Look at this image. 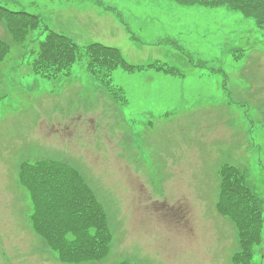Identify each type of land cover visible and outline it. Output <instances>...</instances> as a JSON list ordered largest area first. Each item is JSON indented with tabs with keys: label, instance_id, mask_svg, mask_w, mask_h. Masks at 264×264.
Returning <instances> with one entry per match:
<instances>
[{
	"label": "rangeland",
	"instance_id": "rangeland-1",
	"mask_svg": "<svg viewBox=\"0 0 264 264\" xmlns=\"http://www.w3.org/2000/svg\"><path fill=\"white\" fill-rule=\"evenodd\" d=\"M0 7L38 15L81 47H116L126 63L100 80L83 55L47 77L33 69L30 40L0 62V264L99 262L62 263L35 232L19 173L42 160L76 168L103 205L112 233L105 264H236V226L216 205L222 165L245 171L264 217V29L254 18L172 0ZM158 198L191 200L182 228L171 225L180 206L152 216ZM247 264H264V221Z\"/></svg>",
	"mask_w": 264,
	"mask_h": 264
},
{
	"label": "trees",
	"instance_id": "trees-1",
	"mask_svg": "<svg viewBox=\"0 0 264 264\" xmlns=\"http://www.w3.org/2000/svg\"><path fill=\"white\" fill-rule=\"evenodd\" d=\"M180 5L224 6L246 17H252L264 29V0H172ZM8 39L0 38V61L13 44L37 41L31 48L32 66L36 73L54 77L67 73L85 55L88 70L100 80L109 81L111 72L126 65L121 52L98 42L81 47L70 37L42 26L38 15L0 7ZM41 29L38 35L34 32ZM45 33L43 39L39 36ZM21 182L30 191L33 206L32 226L63 261L86 259L105 247L108 235L106 213L92 188L81 173L63 162L42 160L24 162L19 173ZM219 211L236 225L241 250L235 262L247 264L253 247L262 236L263 200L247 181L245 171L231 164L220 169Z\"/></svg>",
	"mask_w": 264,
	"mask_h": 264
},
{
	"label": "bare ground",
	"instance_id": "bare-ground-1",
	"mask_svg": "<svg viewBox=\"0 0 264 264\" xmlns=\"http://www.w3.org/2000/svg\"><path fill=\"white\" fill-rule=\"evenodd\" d=\"M4 20V19H3ZM4 24H6L5 20H4Z\"/></svg>",
	"mask_w": 264,
	"mask_h": 264
}]
</instances>
